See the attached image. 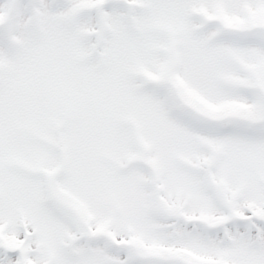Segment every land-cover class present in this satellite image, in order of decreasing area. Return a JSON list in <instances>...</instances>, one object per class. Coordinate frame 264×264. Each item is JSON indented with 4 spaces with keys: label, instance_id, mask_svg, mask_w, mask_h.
I'll return each mask as SVG.
<instances>
[{
    "label": "snow or ice",
    "instance_id": "obj_1",
    "mask_svg": "<svg viewBox=\"0 0 264 264\" xmlns=\"http://www.w3.org/2000/svg\"><path fill=\"white\" fill-rule=\"evenodd\" d=\"M0 264H264V0H0Z\"/></svg>",
    "mask_w": 264,
    "mask_h": 264
}]
</instances>
